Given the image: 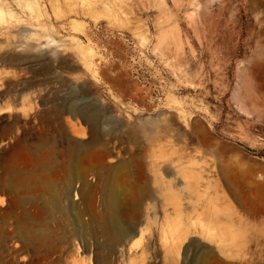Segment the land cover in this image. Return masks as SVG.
<instances>
[{
	"label": "rangeland",
	"instance_id": "374dc122",
	"mask_svg": "<svg viewBox=\"0 0 264 264\" xmlns=\"http://www.w3.org/2000/svg\"><path fill=\"white\" fill-rule=\"evenodd\" d=\"M97 1L0 0V264H264V0Z\"/></svg>",
	"mask_w": 264,
	"mask_h": 264
},
{
	"label": "bare ground",
	"instance_id": "6f19581e",
	"mask_svg": "<svg viewBox=\"0 0 264 264\" xmlns=\"http://www.w3.org/2000/svg\"><path fill=\"white\" fill-rule=\"evenodd\" d=\"M97 1V0H96ZM110 1V0H109ZM98 2V1H97ZM101 2V1H100ZM116 2V1H115ZM117 3V2H116ZM117 5V4H116ZM119 6V5H118ZM95 7V6H94ZM114 9V8H113ZM264 51V50H263ZM263 53V52H262ZM256 59V58H255ZM259 59V58H258ZM263 59V58H262ZM260 61V60H259ZM254 63V62H253ZM257 64V62H256ZM259 67V64H258ZM263 75V74H262ZM109 191H108V216H109V225L114 228L118 232H124V228L122 225H120V222H118V219L115 214V202L118 198V195L120 194L121 190L120 187H118V184L116 180L112 179L109 183Z\"/></svg>",
	"mask_w": 264,
	"mask_h": 264
}]
</instances>
